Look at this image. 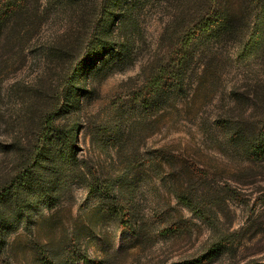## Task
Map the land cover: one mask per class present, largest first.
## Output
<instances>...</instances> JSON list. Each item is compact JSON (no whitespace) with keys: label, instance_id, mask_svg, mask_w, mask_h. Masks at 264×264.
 <instances>
[{"label":"rangeland","instance_id":"374dc122","mask_svg":"<svg viewBox=\"0 0 264 264\" xmlns=\"http://www.w3.org/2000/svg\"><path fill=\"white\" fill-rule=\"evenodd\" d=\"M165 2L142 0L137 26L117 37L127 51L117 45L81 74L71 114L94 191L67 177L58 199L39 201L29 223L6 230L0 264H264V145L251 157L214 129L227 76L194 81L181 110L166 116L134 102ZM51 17L43 37L64 31ZM246 114L255 123L244 126L264 140V111Z\"/></svg>","mask_w":264,"mask_h":264},{"label":"trees","instance_id":"16d2710c","mask_svg":"<svg viewBox=\"0 0 264 264\" xmlns=\"http://www.w3.org/2000/svg\"><path fill=\"white\" fill-rule=\"evenodd\" d=\"M141 1L0 0V245L7 229L30 222L39 201L58 199L70 175L94 191L79 156L73 96L87 66L117 45L127 51L117 37L137 26ZM163 9L156 50L136 75L135 104L166 116L181 110L194 81L227 76L228 105L214 129L259 157L264 140L242 120L255 123L249 108L264 111V0H166ZM49 17L64 31L43 37ZM11 73L18 75L5 87Z\"/></svg>","mask_w":264,"mask_h":264}]
</instances>
